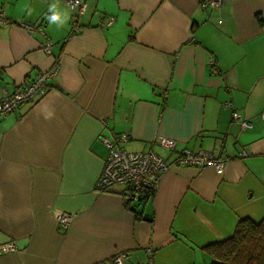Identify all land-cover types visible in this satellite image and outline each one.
Here are the masks:
<instances>
[{"label":"crops","instance_id":"0c3cea01","mask_svg":"<svg viewBox=\"0 0 264 264\" xmlns=\"http://www.w3.org/2000/svg\"><path fill=\"white\" fill-rule=\"evenodd\" d=\"M84 1L72 33L64 0H0L52 42L49 55L40 33L0 26V95L59 65L44 96L0 117V244L17 246L0 264H100L120 251L146 264L148 246L153 264H208L205 245L264 217V0ZM57 11L65 24L46 18ZM233 111L252 127L241 131ZM123 132L124 149L169 164L152 194L94 188L108 154L100 137ZM185 148L222 169L175 164ZM60 212L76 214L67 230Z\"/></svg>","mask_w":264,"mask_h":264},{"label":"built area","instance_id":"2783aa9c","mask_svg":"<svg viewBox=\"0 0 264 264\" xmlns=\"http://www.w3.org/2000/svg\"><path fill=\"white\" fill-rule=\"evenodd\" d=\"M65 4L72 10L71 17L72 33L81 30L77 25V19L86 12V2L84 0H64ZM223 3V0H200L202 9L215 8ZM112 18L107 20L110 25ZM17 24L26 31L40 33L45 42L42 50L46 54H51L52 42L45 37L43 25L40 21L28 22L25 20H12L6 16L5 12L0 8V26H8ZM209 64L215 66L211 59ZM58 60L54 59L53 65L47 71L37 73L33 78H30L20 84L11 93L3 91L0 95V117L14 111L21 104L30 102L36 98L44 96L50 87V79L58 71ZM264 116V110L262 111ZM232 118L239 123L241 131L252 127V123L241 117L237 112H232ZM101 141L107 146L108 154L104 162L102 172L95 183L96 191H105L114 185H122L129 191L130 198H137L143 193H153L158 185L162 175L168 170L169 164L161 155L157 154L153 149L144 151H128L122 147V144L130 139L129 132H123L112 139L100 137ZM264 141V138H263ZM159 144L172 150L176 146L173 139L161 138ZM246 152L239 153L240 156H246ZM174 163L178 165H191L196 167L213 166L221 170L224 160L217 158L210 151L192 150L185 148L181 150L174 159ZM76 218L75 213L60 212L55 216V221L58 228L67 230L71 227ZM17 250L14 241H8L0 244V253H8ZM149 254L146 264H153V249L146 247ZM130 252L120 251L113 255L108 261L100 264H124L129 258Z\"/></svg>","mask_w":264,"mask_h":264},{"label":"trees","instance_id":"16d2710c","mask_svg":"<svg viewBox=\"0 0 264 264\" xmlns=\"http://www.w3.org/2000/svg\"><path fill=\"white\" fill-rule=\"evenodd\" d=\"M203 249L210 256L208 264H264V217L239 220L232 235Z\"/></svg>","mask_w":264,"mask_h":264},{"label":"clouds","instance_id":"9594fccd","mask_svg":"<svg viewBox=\"0 0 264 264\" xmlns=\"http://www.w3.org/2000/svg\"><path fill=\"white\" fill-rule=\"evenodd\" d=\"M53 7H55V6L53 5ZM50 10L51 9L49 8V11ZM46 18L52 24L63 25L69 19V14L67 12L61 13V12L57 11L54 14L47 16Z\"/></svg>","mask_w":264,"mask_h":264}]
</instances>
